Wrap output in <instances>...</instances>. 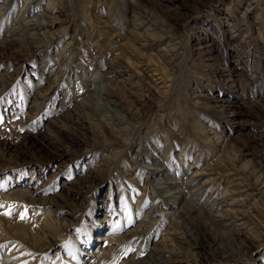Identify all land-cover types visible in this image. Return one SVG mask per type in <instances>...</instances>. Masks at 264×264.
<instances>
[{
    "label": "rangeland",
    "instance_id": "1",
    "mask_svg": "<svg viewBox=\"0 0 264 264\" xmlns=\"http://www.w3.org/2000/svg\"><path fill=\"white\" fill-rule=\"evenodd\" d=\"M134 8L142 21L137 33ZM36 19L49 22L50 37L42 36L38 51L23 49L16 27ZM137 34L148 40L145 54L174 61L172 80L132 52ZM92 45L100 53L91 54ZM91 83L113 93L102 95L104 106L91 99V111H79ZM102 127L115 136H104ZM122 127H133L129 143H118ZM232 160L264 172V0H0V264H93L115 252L122 264L137 250L135 259L148 262L161 251L171 264H264V229L257 228L264 198L240 183L238 171L222 168ZM214 169L227 183L204 184ZM158 178L230 223L219 231L236 236L235 257L204 259L216 234L199 217L192 219L205 245L186 243L171 213L179 200L164 204ZM235 186L241 190L224 196ZM153 206L159 221L140 225ZM238 210L251 211L254 223L238 228ZM228 211L239 217L223 219ZM4 221L47 228L38 242L45 248L9 225L3 231ZM134 230L144 234L133 240Z\"/></svg>",
    "mask_w": 264,
    "mask_h": 264
},
{
    "label": "bare ground",
    "instance_id": "2",
    "mask_svg": "<svg viewBox=\"0 0 264 264\" xmlns=\"http://www.w3.org/2000/svg\"><path fill=\"white\" fill-rule=\"evenodd\" d=\"M135 11H136V8H134V10L131 12L132 13L131 14V18L133 17V21H134L133 28H135V30H136L138 28V26L140 24H142V21H140V13H136ZM46 16H48V14ZM48 17H50V16H48ZM55 18L58 19V16H55L54 19ZM30 21L31 22H27L25 24H22V26L19 25V26L16 27V31L20 35L16 39L21 41V45H22L23 49L26 48V49H32V51H34V50L38 51L39 49H41L44 46L43 45L42 36L43 37H47V38L50 37L49 31L45 30V27L49 24V22L42 21L40 19L30 20ZM138 21H140L139 24H137ZM133 32H135V31H133ZM133 32L131 34H133ZM136 33H137V30H136ZM137 35L138 36L134 35L135 36L134 38H136L138 40L139 45H136L134 42H131L130 43V47L132 49V52L134 54L138 53L142 57H146V55H147L148 57L146 59H147V62H148L147 64H149V66H152L153 68H155L158 71H160V73L165 77V79L168 80V79L173 78L171 73H170V71H169L168 64H170V63H172L174 61H172L171 59L170 60H166L164 57H160V56L156 55L155 53H153V54L152 53H146L145 54L144 50L142 51L141 48L148 47V44H146L148 40L146 39V41L144 42L143 39L145 38V35L144 36L143 35L141 36V34H137ZM151 37H153V36H151ZM128 40H131V38H129ZM165 49L166 48H163V51ZM99 50H100V47L98 45H94L90 52H91V54L96 55V54L100 53ZM153 56H155L156 58H152ZM115 61L118 62V63L120 62V60H118L116 57H115ZM67 65L69 66L70 62H67L65 64V66H67ZM86 84H87V82H86ZM112 93L113 92L111 90H109V87H107V86L97 87L93 83H91L89 88L87 89V94H89V96L87 97L88 98L87 101L84 102V100H80L79 104H76V107H77V109L79 111H84L85 109L91 111V107L89 105L90 104L89 102H92V100H96L97 103H101L104 106V102H106V104H107V98L106 97H102V95L104 96L105 94H112ZM103 110L106 111V112L114 111V110H106V108H104ZM135 116H133V117L135 118ZM117 122L126 123L128 121H124L123 119L118 118ZM198 122H200V121H198ZM53 124H55L57 126L56 128H58L59 130L64 127L63 124L61 122H58L57 120L53 121ZM200 127H201V125H200ZM106 129H107V131L109 130L106 127H105V129L102 127L101 130H100V133H102L104 136H108V138H111L113 135L115 136V134L108 133L106 131ZM132 129H133V127H124V128L122 127L120 129H118L119 135L121 136V137L120 136H116L118 138V143L128 142V140H130V135L129 134H130V132H132ZM206 133H208V132H206ZM213 133H214V131H213ZM124 135H126V136L124 137ZM210 136H209V138H210ZM215 136H218V135H215ZM53 137H54V135H53ZM210 139L212 141L215 140L213 138H210ZM53 140L63 143V139H61V137H59V136H55V139L53 138ZM212 144L217 145L214 141L212 142ZM48 150H49V152H52V153H58L57 149H48ZM138 153H139V151H138ZM221 163H223L222 160H221ZM235 163L236 162H234L232 160V163L230 165H226L225 164V165H221V166H223L222 168H225V169H228L227 167L231 166L235 171H238V173L236 175H238L237 177H239L238 179H239L240 183L247 184L248 186H254L256 188L257 192H258V195L260 197L264 198V172L260 171L259 169H256L254 166H250V165H246V166L243 167V169L240 168L241 169L240 170L239 168H237V165ZM249 164H251V163H249ZM1 169H2V167H1ZM149 169H150V172L153 175H158V174L160 176L162 175L161 174L162 173L161 172L162 169H160V168H155V167H151L150 166ZM214 170H215L214 171L215 176L207 179L204 184L215 182V180H217V179L219 180L221 178V176L223 177L222 172L217 171V170H220V169H214ZM158 180L160 181V183L158 185H156V186H157L158 190L160 191V195H161L162 199H164L163 200L164 204L170 205L171 207H174L175 204L177 203V201L179 200L178 209H174L171 213L176 219H179L181 221V227H182V229H184L183 230V234L186 235V237H185L186 243L191 245V246H198V247L199 246L201 247L202 245H205V243L203 241H199V238H198V236L196 234L197 233V230H196L197 226H199L200 224L196 223L195 219H192V218H195V217H199L203 221V224H204L203 226H205L206 229H209V231H213L216 234L214 236V245H213V248H211L212 251H211V253L209 255L210 258H208V259L204 258V259L209 261V260H212L213 258H220V260H225L226 261V259H228L230 257H235V255L238 252V250L241 249L238 246V244H236L237 243L235 241V237L236 236L235 237L234 236L231 237L230 235H228V233H224L223 231H219V227L220 226H222V225H226V226L228 225L229 226L230 223H226L225 224L224 221H218V219L214 218V215L211 214L210 212L208 214L207 211H205L200 206L199 202H194L193 199H194V197H197V196L189 195V194H187L185 192V190L178 189L177 186H176L177 183H172L167 178H158ZM233 181H235V180H233ZM225 182H226V179L222 178V179L219 180V182L217 184L219 186V185H221L222 183H225ZM229 186H231V185H229ZM235 189L236 190H230V189L226 188V190L224 192V196H227V195H230V194H234V193H236L237 190L240 191L241 187H236ZM23 195L24 196H29L30 193L29 192H24ZM246 195H248V194H246ZM171 199H174L175 201H174V203L172 202L170 204L169 201ZM239 200H241V199H239ZM236 201L237 200H235L234 202H236ZM30 202L32 204L39 205V203H37V200H34V198H32V197H30ZM156 209H157V206H153L151 208V210L148 211V216L146 217L148 222H146L144 224H140V225H143L144 227L145 226L149 227L150 224L155 225L159 221L158 220L159 218H154L152 216V215L155 214ZM199 210H201V211H199ZM233 211H235V210H233ZM237 212L241 213L240 216L244 217L243 222H240L239 224L236 225L238 228L245 227L247 225V223H248L247 221H251L252 223H254L255 216L251 214V211L238 210V211H236L234 213L236 214ZM207 216H209V217L206 219ZM220 216H222L223 219L228 217L229 220H231L232 218L236 219V218L239 217L237 215L234 216L233 214L229 213V211L227 212L226 216H224V215H220ZM11 217H12V220L15 219L14 216H11ZM16 218H18V217H16ZM245 218H248V219H245ZM42 221L43 222L45 221V222L48 223V221L45 220V219H43ZM262 221H264V217L260 218L259 225L258 226L256 225L257 228L264 229V225H263L264 223L262 224ZM4 222H5V226H4V228H2L3 231H7V228L9 229V227H10L11 230L19 233L21 237H24L26 239L29 238L30 241L33 242L32 245H34V247H36V248L38 247L41 251L45 248V245H43V246L41 245L40 246V245H38L39 244L38 242H40V240L41 241L44 240V237L43 236L41 237L39 233L43 232V235H44L46 233V231H47V228L40 231V228H38L37 226H32L28 222H25V223H18V222H14V221H10L9 223L8 222L6 223V221H4ZM50 224H52L51 221H50ZM191 224H192V226H191ZM8 225H9V227H8ZM140 225H138V226H140ZM57 229L54 228V233L57 232ZM250 229H252V228H250ZM44 231H45V233H44ZM229 233L237 234L236 231L235 232L234 231L233 232H229ZM142 234H144V231L136 232V230H134L133 234L131 235V238H133V240H136V238L142 237ZM263 234H264V231H263ZM250 235L251 236H255V234H250ZM112 238L111 237L103 238L102 240L106 241V242H110ZM182 249L183 248H180V252L184 253V251ZM160 252L161 251H156L154 253H149L148 256L150 257V262H148V261H144L145 259H141V260H136L135 259V257L140 256L141 253H142V251L137 250L136 253L133 255V257H130L129 260L123 262L122 264H171L170 261H168L167 259L158 256V254ZM198 254L201 255L200 252H196V255H198ZM118 256H119L118 252H115L113 254L111 253L109 255L100 254V256L97 258V261L95 263H93V264H119L118 263V261H119L118 260ZM188 256H189V253L185 252L184 253V257L187 258ZM11 258L12 257H6L4 259V262H8V260H10ZM24 261L25 260H23V262ZM54 264H58V262L54 263Z\"/></svg>",
    "mask_w": 264,
    "mask_h": 264
},
{
    "label": "snow or ice",
    "instance_id": "3",
    "mask_svg": "<svg viewBox=\"0 0 264 264\" xmlns=\"http://www.w3.org/2000/svg\"><path fill=\"white\" fill-rule=\"evenodd\" d=\"M8 215H11V212L7 213ZM23 218V217H22Z\"/></svg>",
    "mask_w": 264,
    "mask_h": 264
}]
</instances>
